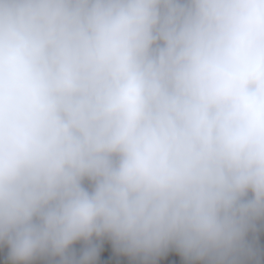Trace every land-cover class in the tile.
Returning a JSON list of instances; mask_svg holds the SVG:
<instances>
[{
    "label": "clouds",
    "instance_id": "clouds-1",
    "mask_svg": "<svg viewBox=\"0 0 264 264\" xmlns=\"http://www.w3.org/2000/svg\"><path fill=\"white\" fill-rule=\"evenodd\" d=\"M113 244L264 264V0H0V264Z\"/></svg>",
    "mask_w": 264,
    "mask_h": 264
},
{
    "label": "trees",
    "instance_id": "trees-1",
    "mask_svg": "<svg viewBox=\"0 0 264 264\" xmlns=\"http://www.w3.org/2000/svg\"><path fill=\"white\" fill-rule=\"evenodd\" d=\"M84 246L83 242H80L76 245H74L75 249L82 248ZM113 250L116 252V264H122L121 262V257H127V260L124 262V264H158L157 261H152L151 259H147L141 255L137 256H131L129 254L123 253L120 250H117L115 245L113 244ZM181 255V264H202L200 261H191L189 258L184 257L182 254ZM50 264H58L56 260H53L50 262Z\"/></svg>",
    "mask_w": 264,
    "mask_h": 264
}]
</instances>
